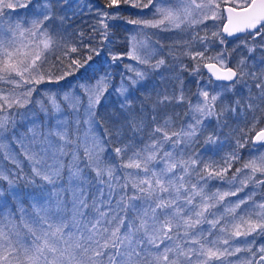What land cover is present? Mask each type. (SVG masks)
I'll return each instance as SVG.
<instances>
[{
  "label": "snow or ice",
  "instance_id": "1",
  "mask_svg": "<svg viewBox=\"0 0 264 264\" xmlns=\"http://www.w3.org/2000/svg\"><path fill=\"white\" fill-rule=\"evenodd\" d=\"M86 7L0 0V155L13 165L0 166V264H264V0ZM112 20L133 26L127 51L109 48ZM149 32L190 38L153 63L165 46ZM124 59L118 82L101 71ZM183 59L210 72L191 97ZM176 68L171 91L136 95ZM185 104L177 127L169 109Z\"/></svg>",
  "mask_w": 264,
  "mask_h": 264
},
{
  "label": "trees",
  "instance_id": "2",
  "mask_svg": "<svg viewBox=\"0 0 264 264\" xmlns=\"http://www.w3.org/2000/svg\"><path fill=\"white\" fill-rule=\"evenodd\" d=\"M146 2V0H145ZM232 2V0H219V3L221 4V6L223 4H230ZM65 0H60V4H64ZM68 3V8L66 9L67 15L71 16L72 12L74 10L77 9L78 5H84V11L85 13L87 12V5L88 4H92L95 7L93 8V12L96 11V9L100 6H103L106 3V0H67ZM33 8H35V3L33 4ZM125 8H127V6H122L121 8V12L120 15L125 17V18H135L138 13L140 12V10L138 9H128V10H124ZM8 11H12V10H8ZM19 11V15L23 16L24 12L22 10H18ZM63 14V13H61ZM86 19L88 21L89 24L92 23L93 17L91 15L88 16H77L75 23L73 25L74 28H80V27H86V25H84L82 23V21ZM110 24V32L112 33V41L113 43L109 45V48L113 49L114 51H127L128 48V44L126 41V37H129L131 31L133 30L132 25H128L126 23V20H112L109 22ZM216 24L220 27L221 24L219 23V21L216 22ZM216 28L212 26L211 23H209V27L207 29H202L200 34L203 35L205 31L208 32V34L210 35L212 31H215ZM71 31V30H70ZM169 39H167L166 43L164 44V46H167L168 44H173L175 43L177 40L180 39H185V38H190V37H177L176 34L173 33H169ZM161 34H159V37L153 38L154 40L158 41H162L163 38L162 36H160ZM99 40L100 37L97 36L95 37V41L97 43V45L99 44ZM232 45H229V48H231ZM199 50V49H196ZM219 49H216L215 51H218ZM169 52V48H164V51L162 53H160L159 55L155 56V59L153 60V63L155 62V60H158L161 58V56L167 54ZM107 54V51H106ZM211 54V53H210ZM103 59V58H102ZM206 62V61H204ZM129 63H134L132 61H129L128 59H124L120 62H118V64L114 67L108 68L107 66H105L104 68L101 69V71H110L113 73H116V80L117 82L119 81V74L121 72L124 71V66L126 64ZM169 63V61H168ZM181 63H184L187 65V69L185 71H183L181 73V79L184 81V88L186 91V94L191 97L196 91H197V81H200L201 86H203V84H205L208 80L209 75L203 70V68H200L199 71V75H193L192 73V69L193 67L196 66V62L188 60V59H183L181 61ZM235 63V60H233V64ZM169 65H171L169 63ZM179 71V69H178ZM173 72H177V71H168V70H163V71H159L157 73H152L150 74V76L146 79L145 86L143 89H141L140 91L136 92L137 96H146L149 93H152L154 95V89L155 90H159V89H163L165 87H167L170 91L172 88V84L173 83H179L178 81H170V80H162V77H167L173 74ZM60 74V73H57ZM99 74V73H97ZM81 75H83V73H81ZM88 75H91V72L88 73ZM68 81L71 82V84L75 85L78 83H81L82 81L77 78V79H73L72 77L68 78ZM64 83V82H61ZM43 91V89H42ZM231 99H235L236 97H230ZM114 99V97H113ZM195 101L193 100V103ZM187 110V105H183L179 108H172L170 107L169 109V113L172 114L175 117L176 120V125L177 127H179L180 124V120L184 117V113ZM178 114V115H177ZM225 134L229 133V129H224ZM206 135V134H205ZM203 142V137L201 138V143ZM12 148L15 150L16 153L19 154V159H20V166L23 169V173L25 174H29L31 169H30V165L28 163V161L24 158L20 148L18 145H16L15 143H11ZM199 148V145H197L193 150H197ZM227 150V149H225ZM0 166H2L5 169H13V165L11 164V162L9 160H6L3 158L2 155H0ZM239 166V165H237ZM3 183L4 187H7V183L6 182H0ZM260 244H264V238H260L257 237V244L255 245V247H259Z\"/></svg>",
  "mask_w": 264,
  "mask_h": 264
},
{
  "label": "rangeland",
  "instance_id": "3",
  "mask_svg": "<svg viewBox=\"0 0 264 264\" xmlns=\"http://www.w3.org/2000/svg\"><path fill=\"white\" fill-rule=\"evenodd\" d=\"M132 28H133V26H132ZM133 34V30L131 31V33H130V35L129 36H131ZM159 34H161L160 36H162V38H163V40L162 41H156V40H154L153 38H158L159 37ZM174 34V33H173ZM148 36H149V38H150V40L152 41V42H155V43H158L159 45H163L164 46V44L166 43V41H167V39H169V36H170V34L169 33H167V32H161V33H158V34H156V35H153L151 32H149L148 34H147ZM177 37H181V36H178V35H176ZM184 38V37H183ZM168 45H172L171 43L170 44H168ZM167 45V46H168ZM167 46H165L166 48H168ZM164 47V48H165ZM164 48H163V51H164ZM163 54V53H162ZM159 55V54H158ZM257 55H259V53H257ZM157 56V55H156ZM169 63L170 64H172L173 63V61L169 58ZM178 69L179 68H176V69H173L174 71H178ZM20 131H23V129H20ZM6 143L8 142V141H5ZM10 148H11V150L14 152V153H16L15 152V150L12 148V146H11V144H10ZM21 150V149H20ZM18 159H19V157H18ZM19 162H20V159H19Z\"/></svg>",
  "mask_w": 264,
  "mask_h": 264
},
{
  "label": "water",
  "instance_id": "4",
  "mask_svg": "<svg viewBox=\"0 0 264 264\" xmlns=\"http://www.w3.org/2000/svg\"><path fill=\"white\" fill-rule=\"evenodd\" d=\"M229 4H223L222 5V7H221V10H223L226 6H228ZM226 15H227V13L226 12H223V16L224 17H226ZM220 27H222V24H221V26ZM208 62H210V61H206V62H204V63H208ZM203 68V67H202ZM203 70L210 76V72H209V70L207 69V68H203Z\"/></svg>",
  "mask_w": 264,
  "mask_h": 264
}]
</instances>
